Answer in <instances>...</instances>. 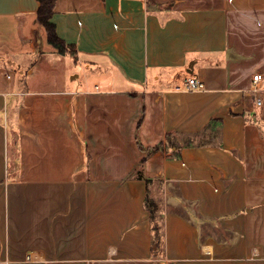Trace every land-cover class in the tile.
Returning <instances> with one entry per match:
<instances>
[{
  "label": "crops",
  "instance_id": "0c3cea01",
  "mask_svg": "<svg viewBox=\"0 0 264 264\" xmlns=\"http://www.w3.org/2000/svg\"><path fill=\"white\" fill-rule=\"evenodd\" d=\"M38 6L0 0V264H264V0H55L64 54Z\"/></svg>",
  "mask_w": 264,
  "mask_h": 264
},
{
  "label": "trees",
  "instance_id": "16d2710c",
  "mask_svg": "<svg viewBox=\"0 0 264 264\" xmlns=\"http://www.w3.org/2000/svg\"><path fill=\"white\" fill-rule=\"evenodd\" d=\"M39 2V6L36 11V20L37 22L42 25L45 29L46 36H47V41L53 45L59 53H72L73 46L70 44H66L64 40L59 38L57 34L55 33L54 30V25L53 23L50 22V17L53 13V7L55 0H37ZM220 121L219 119H213L212 122H218ZM211 122V123H212ZM211 133H216V131L209 132ZM178 138V139H177ZM195 136L193 135H188V134H170L168 133L165 136V139L161 141L160 143L152 146V147H143L142 145L140 146L141 149L146 150L147 153H151L153 151H156L160 149L163 144H166V146L169 147H176L179 145H191L194 143ZM182 143V144H181ZM201 143V142H199ZM145 206L149 210L150 218L153 221V238H152V243H153V248H156L157 246L160 245L161 242V234L159 230V225L156 221V211L157 207L155 202L150 199L148 196L145 198Z\"/></svg>",
  "mask_w": 264,
  "mask_h": 264
},
{
  "label": "rangeland",
  "instance_id": "374dc122",
  "mask_svg": "<svg viewBox=\"0 0 264 264\" xmlns=\"http://www.w3.org/2000/svg\"><path fill=\"white\" fill-rule=\"evenodd\" d=\"M32 55L29 57V59L32 58ZM0 58L2 60H4L5 55L4 54L1 55ZM65 58H66L65 60H67L66 62H70V63L72 62V64H73L72 66H70L69 63H68L67 64V68L68 69L73 67L74 65H76L70 55H66ZM9 66H10V67H8L9 69H6L5 72L0 74V77H1L0 81L1 82H6V80H9V79H6V76H5L6 74H9V76L11 77V81H13V82L19 76V69H18L17 65H13L12 64V65H9ZM26 68L23 67L24 72L26 71ZM56 70H57L56 68L48 66L46 63L40 62L39 63V69L36 71V73H33L32 76L34 78L41 77V78L44 79V80H41V82H44L45 85L46 84L50 85V84H52L54 82L51 79L53 78V76L56 75V72H55ZM78 72L81 73V70H80L79 66L77 65V69L73 70V72H70L68 77L71 78L73 75H76ZM27 76H28V74H23V77L26 78ZM263 84H264V80L260 81L259 84H257V86L261 87V86H263ZM252 86H254V85H252Z\"/></svg>",
  "mask_w": 264,
  "mask_h": 264
},
{
  "label": "built area",
  "instance_id": "2783aa9c",
  "mask_svg": "<svg viewBox=\"0 0 264 264\" xmlns=\"http://www.w3.org/2000/svg\"><path fill=\"white\" fill-rule=\"evenodd\" d=\"M264 80V71H257L252 75V82L253 85L250 89V93L253 95L254 98V102L256 104H260L261 103V99L259 96L260 93V87L257 86V84H259L260 81ZM203 88V82L198 80L196 77L194 76H189L185 79L184 84L179 87V89L182 90H200Z\"/></svg>",
  "mask_w": 264,
  "mask_h": 264
}]
</instances>
